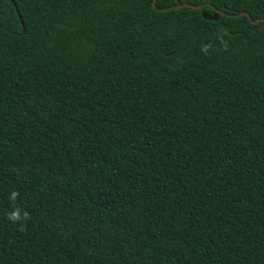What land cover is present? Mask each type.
Segmentation results:
<instances>
[{
    "label": "trees",
    "instance_id": "trees-1",
    "mask_svg": "<svg viewBox=\"0 0 264 264\" xmlns=\"http://www.w3.org/2000/svg\"><path fill=\"white\" fill-rule=\"evenodd\" d=\"M152 2L0 0V264H264V0Z\"/></svg>",
    "mask_w": 264,
    "mask_h": 264
},
{
    "label": "water",
    "instance_id": "water-1",
    "mask_svg": "<svg viewBox=\"0 0 264 264\" xmlns=\"http://www.w3.org/2000/svg\"><path fill=\"white\" fill-rule=\"evenodd\" d=\"M156 1L157 0H153V2H152V7H153V9H155V10H157L156 9ZM209 0H206V3L205 4H203V5H200V6H194V5H189V4H187V3H184V4H181V5H177V6H175L174 8L175 9H177V10H180V9H182V8H190V9H192V10H201V9H203V8H205V7H207V8H211V9H214L213 8V6H211L210 4H208L207 2H208ZM13 6H14V9H15V12L18 14V10H17V7L13 4ZM170 9H172V8H170ZM166 10V9H165ZM165 10H162V11H165ZM169 10V9H168ZM218 14H219V12L218 11H215L214 12V14H212V15H209V14H207V13H202L201 14V17H202V19H204V20H208V21H216L217 20V18H218ZM222 15H225L224 13H221ZM247 17L248 18V20L253 24V25H259L260 23H263V25L259 28V31L261 32V31H263L264 30V20H257V21H252L251 20V18L249 17V15L248 14H246V13H241V14H239V15H231V16H229V17H232V18H239V17ZM19 20H20V22H21V24H22V21H21V18H20V16H19ZM23 26V25H22ZM24 32H25V29H24V27H22V31H21V33L20 34H16V35H23L24 34Z\"/></svg>",
    "mask_w": 264,
    "mask_h": 264
}]
</instances>
